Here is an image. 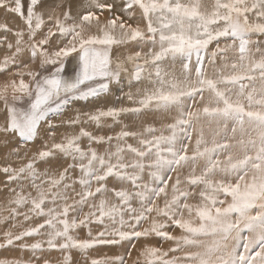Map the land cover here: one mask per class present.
<instances>
[{"label": "snow or ice", "instance_id": "snow-or-ice-1", "mask_svg": "<svg viewBox=\"0 0 264 264\" xmlns=\"http://www.w3.org/2000/svg\"><path fill=\"white\" fill-rule=\"evenodd\" d=\"M0 10V264H264V0Z\"/></svg>", "mask_w": 264, "mask_h": 264}, {"label": "rangeland", "instance_id": "rangeland-1", "mask_svg": "<svg viewBox=\"0 0 264 264\" xmlns=\"http://www.w3.org/2000/svg\"><path fill=\"white\" fill-rule=\"evenodd\" d=\"M49 3L52 2V0H48ZM0 23H8L9 26H14L16 24L19 23L18 18L12 17L7 15L6 13H4L3 10H0ZM3 53L0 52V57H2ZM73 72V63L69 62L66 68V73L68 75H71ZM2 79V78H0ZM122 79L124 80V83L122 85H120L121 88H123V90L126 92L128 91V88L126 87V83H127V78L126 77H122ZM133 92H135V88L132 89ZM121 96V93L119 91L118 88H116L115 86H113V90L111 93L107 94V99L104 101L101 100H89V101H74V102H70V104L68 106H66V108L64 109L65 115L62 117H59L58 119H66L68 117L73 116V114L77 111H83V110H90L93 109L95 106L97 105H101V106H109L112 104H115L116 106H131L130 102H128L126 99H118ZM134 119H143L145 121L151 122L153 119L155 120H159V117H155L153 118L151 115L148 116H144L142 118H130V117H125L124 118V122L125 123H129L132 124ZM67 130L69 132H75L77 131V129H60L58 131H64ZM88 130L93 131L95 134H113L114 132H118L120 130V126H113V128L109 129L107 127H104L102 129H96L95 126H91ZM59 138V137H58ZM86 143V141H85ZM0 180H3V177H0ZM4 203L3 199L0 198V205H2ZM86 233H81V235H85ZM153 243L158 244L159 241H153ZM170 242H166L164 243V247L167 248L169 246ZM139 247V245H138ZM111 251H115V252H122L123 249H111L109 250L106 247H101L99 254H105V253H109ZM17 255H23L21 253H18L16 249L14 248H10L8 250H4V249H0V258H11ZM73 255V264H80V262L83 260V256L78 253L77 251L73 250L72 252ZM132 255L133 257L136 255V251L133 250L132 251Z\"/></svg>", "mask_w": 264, "mask_h": 264}]
</instances>
